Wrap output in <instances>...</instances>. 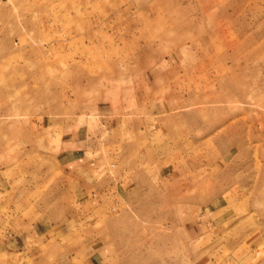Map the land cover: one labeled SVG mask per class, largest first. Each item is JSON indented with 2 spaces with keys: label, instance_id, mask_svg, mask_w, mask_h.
<instances>
[{
  "label": "rangeland",
  "instance_id": "rangeland-1",
  "mask_svg": "<svg viewBox=\"0 0 264 264\" xmlns=\"http://www.w3.org/2000/svg\"><path fill=\"white\" fill-rule=\"evenodd\" d=\"M103 227L70 264H264V0H0V264Z\"/></svg>",
  "mask_w": 264,
  "mask_h": 264
},
{
  "label": "crops",
  "instance_id": "crops-1",
  "mask_svg": "<svg viewBox=\"0 0 264 264\" xmlns=\"http://www.w3.org/2000/svg\"><path fill=\"white\" fill-rule=\"evenodd\" d=\"M69 224L70 222L66 221V225L68 226ZM76 224H78L77 226L85 227V222L83 221H77ZM95 234H96L95 236L93 234L91 235L89 234L87 236L81 237L80 246L79 245L76 247L66 246V249L64 251L66 256L64 257L62 255H59L58 253L54 257L55 262L53 264H59L58 261H61V264H70V261L78 259L77 256H74L75 254L77 255V252H80V257L82 260L88 259V261L93 260V261H97V263H102L103 261H105V259H107L106 256L107 240L105 236L104 227L102 231L99 230ZM20 243L18 242V244ZM21 253L25 255V258H28L30 260L38 257V254L36 253H29L27 255L25 254V251ZM81 253L83 254L81 255ZM62 259L65 260V263L62 261Z\"/></svg>",
  "mask_w": 264,
  "mask_h": 264
}]
</instances>
